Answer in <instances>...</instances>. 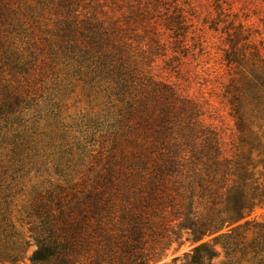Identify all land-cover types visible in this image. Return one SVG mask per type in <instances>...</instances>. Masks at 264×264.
Segmentation results:
<instances>
[{"label":"rangeland","instance_id":"obj_1","mask_svg":"<svg viewBox=\"0 0 264 264\" xmlns=\"http://www.w3.org/2000/svg\"><path fill=\"white\" fill-rule=\"evenodd\" d=\"M21 9L27 14L21 37L16 34L5 48L10 42L0 34V104L8 100L11 111H0L6 138L0 149V210H11L15 227L26 229L17 219L37 191L93 174L89 167L96 165L106 128L86 133V123L109 117L113 83L92 81L86 55L67 43L80 39L67 23L91 15L96 24L121 26L116 33L139 66L140 80L173 84L197 105L199 119L221 139V158L230 159L235 171L231 179L246 169L249 188L258 186L256 206L246 218L253 222L235 233L230 249H237L215 245L213 263L264 264V248L257 257L249 248L264 231V0H27ZM24 30L37 39L35 53ZM17 95L20 109L10 110ZM14 140L27 145L20 167L11 165ZM191 247L173 245L155 264ZM33 249L30 245L15 264H31Z\"/></svg>","mask_w":264,"mask_h":264},{"label":"trees","instance_id":"obj_2","mask_svg":"<svg viewBox=\"0 0 264 264\" xmlns=\"http://www.w3.org/2000/svg\"><path fill=\"white\" fill-rule=\"evenodd\" d=\"M26 1L0 0V34L10 42L5 48L16 34L21 37L27 20L21 3ZM91 18L67 23L80 37L67 43L86 55L92 81L113 83L109 117L86 123V133L106 128L96 165L89 167L93 174L37 191L17 219L24 230L15 227L11 210L1 209L0 260L15 264L33 245L31 264H155L173 245L177 250L190 242V249L160 264H214L215 245L226 252L237 249H230L235 233L253 222L246 218L256 206L258 186L249 188L246 169L231 179L235 171L230 159L221 158V139L199 119L192 100L173 84L139 79V66L117 34L121 26ZM28 39L35 53L37 39ZM30 94L34 102L36 90ZM21 104L17 95L10 110ZM9 108L8 100L0 104L1 113ZM5 142L0 133V149ZM25 149L14 140L11 165L21 166ZM258 233L249 244L256 257L264 248V231Z\"/></svg>","mask_w":264,"mask_h":264}]
</instances>
